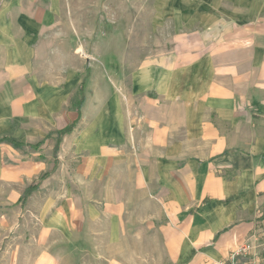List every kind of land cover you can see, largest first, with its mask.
<instances>
[{"label":"crops","instance_id":"0c3cea01","mask_svg":"<svg viewBox=\"0 0 264 264\" xmlns=\"http://www.w3.org/2000/svg\"><path fill=\"white\" fill-rule=\"evenodd\" d=\"M244 247L264 264V0H0V264Z\"/></svg>","mask_w":264,"mask_h":264},{"label":"rangeland","instance_id":"374dc122","mask_svg":"<svg viewBox=\"0 0 264 264\" xmlns=\"http://www.w3.org/2000/svg\"><path fill=\"white\" fill-rule=\"evenodd\" d=\"M149 11V4H146L145 5V8H144V13H147ZM140 43H134L133 44V49L130 50V64H135L137 61H138V58L143 54V49L142 47H144V45H139ZM141 46V48H140ZM81 89V88H80ZM82 96H78V98H74L73 100V104L74 106L77 104V103H81V100H82ZM83 102V101H82ZM82 104V103H81ZM57 150H58V145L56 146L55 148V154L57 153ZM50 176V173H46L44 174L42 177H40L38 180H36L32 186H36V185H40V182H42L44 179H47L48 177ZM38 181V182H37ZM39 188V187H38ZM32 195V194H31ZM30 195V196H31ZM30 196L26 199H24V195L21 196V204L23 205L22 207V210H24V207H25V204H26V201L30 198ZM23 213L24 212H17V218L19 219H22L23 217ZM20 214V215H19Z\"/></svg>","mask_w":264,"mask_h":264},{"label":"trees","instance_id":"16d2710c","mask_svg":"<svg viewBox=\"0 0 264 264\" xmlns=\"http://www.w3.org/2000/svg\"><path fill=\"white\" fill-rule=\"evenodd\" d=\"M83 91H84V85H82V86H81V89H80V96H82V97H83ZM82 101H83V98H82V100H81V103H82ZM75 126H76L75 123L72 124L70 127H68V128H66L65 130H63V131L60 133V134H61L60 136L62 137L63 135L72 132V131L74 130ZM38 187H39V185L29 187V188L26 190L25 194H24V199L28 198V197H29L34 191H36V190L38 189Z\"/></svg>","mask_w":264,"mask_h":264},{"label":"built area","instance_id":"2783aa9c","mask_svg":"<svg viewBox=\"0 0 264 264\" xmlns=\"http://www.w3.org/2000/svg\"><path fill=\"white\" fill-rule=\"evenodd\" d=\"M249 253H250V247L241 248L239 251H237L236 253L232 255L228 264H241L238 261V258L241 256H248Z\"/></svg>","mask_w":264,"mask_h":264}]
</instances>
